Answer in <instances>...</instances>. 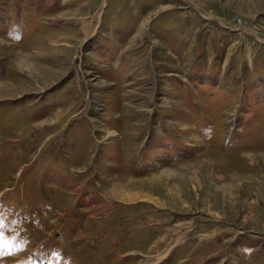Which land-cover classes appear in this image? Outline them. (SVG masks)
I'll use <instances>...</instances> for the list:
<instances>
[{
    "label": "rangeland",
    "instance_id": "374dc122",
    "mask_svg": "<svg viewBox=\"0 0 264 264\" xmlns=\"http://www.w3.org/2000/svg\"><path fill=\"white\" fill-rule=\"evenodd\" d=\"M0 264H264V0H0Z\"/></svg>",
    "mask_w": 264,
    "mask_h": 264
},
{
    "label": "trees",
    "instance_id": "16d2710c",
    "mask_svg": "<svg viewBox=\"0 0 264 264\" xmlns=\"http://www.w3.org/2000/svg\"><path fill=\"white\" fill-rule=\"evenodd\" d=\"M18 208V207H17ZM63 228V227H62ZM37 248H39V247H37Z\"/></svg>",
    "mask_w": 264,
    "mask_h": 264
}]
</instances>
